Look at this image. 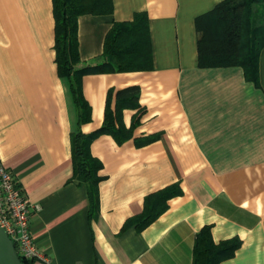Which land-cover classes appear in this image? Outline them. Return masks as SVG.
Returning a JSON list of instances; mask_svg holds the SVG:
<instances>
[{
  "label": "crops",
  "instance_id": "0c3cea01",
  "mask_svg": "<svg viewBox=\"0 0 264 264\" xmlns=\"http://www.w3.org/2000/svg\"><path fill=\"white\" fill-rule=\"evenodd\" d=\"M50 1L0 0V163L39 205L29 229L47 262L33 264H192L204 225L215 242L241 241L219 264H264V46L255 85L241 66L198 64L195 19L222 0H112L110 14L80 15L82 64L100 61L114 21L141 11L152 51L149 70L82 77L91 107L82 133L102 124L108 88L138 85L142 109L128 139L103 133L90 143L102 164L90 215L86 186L71 179L76 114L55 68ZM252 7L254 25L264 23V5ZM136 110L122 109L126 127ZM173 183L181 193L161 214L141 228L126 225L146 195Z\"/></svg>",
  "mask_w": 264,
  "mask_h": 264
},
{
  "label": "trees",
  "instance_id": "16d2710c",
  "mask_svg": "<svg viewBox=\"0 0 264 264\" xmlns=\"http://www.w3.org/2000/svg\"><path fill=\"white\" fill-rule=\"evenodd\" d=\"M54 19V44L57 74L68 82L69 94L75 108V128L70 134L72 159L71 179L87 188L90 215L98 209L97 173L101 161L92 155L90 143L100 134L108 133L121 143L131 137L139 123L142 109L138 103L140 88L128 85L114 90L108 88L102 124L90 133H82L81 124L90 119L91 107L82 92V77L89 73L125 72L152 68L151 41L148 18L144 11L136 12L133 19L114 21L105 35L100 61L82 64L78 52V17L82 14H110L112 0H51ZM264 5V0H222L210 11L196 17L198 64L200 66H241L246 80L259 85L258 60L264 46V23L254 25L253 5ZM115 99L114 109L110 106ZM136 108L128 127L122 122L123 108ZM154 138L148 137L142 143ZM140 143V142H139ZM181 193L173 183L145 196L142 212L130 219L138 228L147 225L167 207V200ZM195 235L192 264H219L234 256L240 246L238 237L215 242L209 225L202 226ZM23 264L34 259L20 256Z\"/></svg>",
  "mask_w": 264,
  "mask_h": 264
},
{
  "label": "built area",
  "instance_id": "2783aa9c",
  "mask_svg": "<svg viewBox=\"0 0 264 264\" xmlns=\"http://www.w3.org/2000/svg\"><path fill=\"white\" fill-rule=\"evenodd\" d=\"M38 208V204L28 199L11 170L0 163V226L16 246L19 256L47 262L29 229L30 214Z\"/></svg>",
  "mask_w": 264,
  "mask_h": 264
},
{
  "label": "water",
  "instance_id": "95a60500",
  "mask_svg": "<svg viewBox=\"0 0 264 264\" xmlns=\"http://www.w3.org/2000/svg\"><path fill=\"white\" fill-rule=\"evenodd\" d=\"M0 264H23L14 244L6 231L0 226Z\"/></svg>",
  "mask_w": 264,
  "mask_h": 264
}]
</instances>
